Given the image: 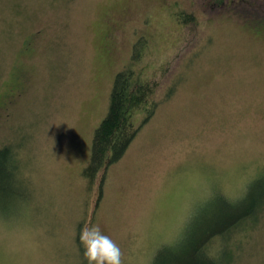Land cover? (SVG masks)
<instances>
[{
	"label": "rangeland",
	"instance_id": "rangeland-1",
	"mask_svg": "<svg viewBox=\"0 0 264 264\" xmlns=\"http://www.w3.org/2000/svg\"><path fill=\"white\" fill-rule=\"evenodd\" d=\"M140 36L159 105L90 189L92 135ZM5 145L19 166L17 194L0 196V264H88L85 225L123 264H150L219 195L264 186V0H0ZM229 238L223 264H264V208Z\"/></svg>",
	"mask_w": 264,
	"mask_h": 264
},
{
	"label": "trees",
	"instance_id": "trees-1",
	"mask_svg": "<svg viewBox=\"0 0 264 264\" xmlns=\"http://www.w3.org/2000/svg\"><path fill=\"white\" fill-rule=\"evenodd\" d=\"M189 19L188 16H186ZM147 47V38L140 36L132 47L130 62L118 70L111 85L108 109L94 129L88 163L83 177L91 189L99 173L118 161L134 141L142 126L155 114L159 101L156 98L158 82L147 79L137 71ZM173 91L171 87L166 96ZM18 159L11 146L0 147V196L14 198ZM105 173L99 182L102 192ZM262 176L253 177L243 195L230 198L219 195L214 209L191 222L181 244H163L154 254L150 264H223L222 256L228 255L227 263L234 258L229 245V235L242 223L256 219L264 208ZM99 195V197H100ZM220 239L215 252L211 247ZM79 244L80 240L78 238Z\"/></svg>",
	"mask_w": 264,
	"mask_h": 264
},
{
	"label": "clouds",
	"instance_id": "clouds-1",
	"mask_svg": "<svg viewBox=\"0 0 264 264\" xmlns=\"http://www.w3.org/2000/svg\"><path fill=\"white\" fill-rule=\"evenodd\" d=\"M88 264H123V252L119 245L102 233L99 225H85L79 235Z\"/></svg>",
	"mask_w": 264,
	"mask_h": 264
}]
</instances>
